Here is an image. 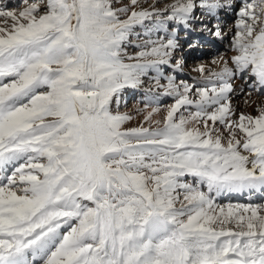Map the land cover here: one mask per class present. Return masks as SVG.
<instances>
[{
    "label": "snow or ice",
    "instance_id": "snow-or-ice-1",
    "mask_svg": "<svg viewBox=\"0 0 264 264\" xmlns=\"http://www.w3.org/2000/svg\"><path fill=\"white\" fill-rule=\"evenodd\" d=\"M245 191L264 193V0L0 7V264H264V203H219Z\"/></svg>",
    "mask_w": 264,
    "mask_h": 264
},
{
    "label": "rangeland",
    "instance_id": "rangeland-1",
    "mask_svg": "<svg viewBox=\"0 0 264 264\" xmlns=\"http://www.w3.org/2000/svg\"><path fill=\"white\" fill-rule=\"evenodd\" d=\"M151 0H142V3H144V6L147 7L148 3H150ZM165 2H168V0H165ZM22 3V0H0V7H4L6 6L7 9L11 10L15 7H19ZM225 23H231V17L229 16V18L226 19ZM181 35H183V33H181ZM226 43V40L223 42H217L216 44L218 45L217 48L212 49L209 48L207 45L204 46L202 51H198L197 53H188L187 54V68L190 67L196 63V62H200V61H207L210 62L212 60V58L218 54H223L224 51H226L227 48H225L224 45ZM229 43V41H228ZM228 47V45L226 46ZM212 49V50H211ZM203 58V59H202ZM192 75H195L194 73H192ZM183 78H187L186 76ZM123 99H127V106H125L123 104ZM141 99V94L138 92H133L132 90L127 91L126 93H124V97L122 98V102H121V107H120V111H129L133 108V106H135L137 104V102ZM169 103H171L170 99L168 98H163L162 99V107H166ZM142 107V105H141ZM163 116V112L160 113L159 116L155 117L157 119L162 118ZM137 121H132L130 122V124L128 126H134L136 124ZM242 202V201H241ZM264 202V199L263 201ZM247 204V203H244ZM257 204V203H256Z\"/></svg>",
    "mask_w": 264,
    "mask_h": 264
},
{
    "label": "bare ground",
    "instance_id": "bare-ground-1",
    "mask_svg": "<svg viewBox=\"0 0 264 264\" xmlns=\"http://www.w3.org/2000/svg\"><path fill=\"white\" fill-rule=\"evenodd\" d=\"M227 18H229V17H226L225 21H226ZM224 45H226V46L228 45V40H226V43ZM226 46H224V47L228 48ZM216 47H218L217 44L214 47H212V49H214ZM224 53H225V51H224ZM227 54L228 55H232L231 52H228ZM205 62H207V61H205ZM236 83L239 84L240 82L236 81ZM253 98L255 99V97H253ZM248 110L251 111V109H248ZM262 196H264V193H256V192H251L250 193V192H247V191H245L243 193H231V194H225V196L221 197L219 199V203L227 204V203L231 202L233 204H237V203L238 204H244V203H254V204L257 203V204H260V203H264V202H262L263 200L261 199Z\"/></svg>",
    "mask_w": 264,
    "mask_h": 264
}]
</instances>
